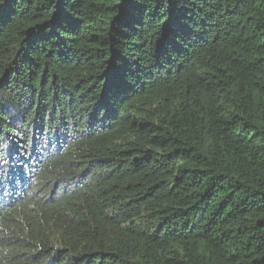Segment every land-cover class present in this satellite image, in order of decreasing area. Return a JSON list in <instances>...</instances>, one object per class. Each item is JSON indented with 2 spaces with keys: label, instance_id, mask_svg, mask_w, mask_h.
Wrapping results in <instances>:
<instances>
[{
  "label": "trees",
  "instance_id": "obj_1",
  "mask_svg": "<svg viewBox=\"0 0 264 264\" xmlns=\"http://www.w3.org/2000/svg\"><path fill=\"white\" fill-rule=\"evenodd\" d=\"M0 264H264V0H0Z\"/></svg>",
  "mask_w": 264,
  "mask_h": 264
}]
</instances>
